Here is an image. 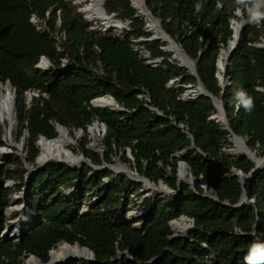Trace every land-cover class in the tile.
<instances>
[{
	"label": "trees",
	"instance_id": "trees-1",
	"mask_svg": "<svg viewBox=\"0 0 264 264\" xmlns=\"http://www.w3.org/2000/svg\"><path fill=\"white\" fill-rule=\"evenodd\" d=\"M255 3L262 9L248 15L246 7ZM146 6L194 62L206 91L221 100L232 132L264 157V48L256 46L264 40V0H147ZM103 8L128 24L123 39L116 30H90L93 24L65 0H0V84L8 82L14 90L17 137L27 133V164L37 166L39 138L54 139L60 125L73 138L75 131L83 133L78 149L93 166L114 164L118 158L139 176L178 192L182 160L194 189L182 184L179 195L152 198L127 176L95 172L88 164L71 169L51 162L25 184L32 217L28 231L23 237L24 227L16 242L0 239V264H23L29 256L45 264L61 243H78L93 252V263L80 264H264V169L244 185L254 204L232 208L242 195L233 171L247 175L253 163L223 152L231 147L230 135L210 118L217 113L210 98L182 99L185 85L194 90L196 78L162 51L164 43L150 41L152 35L132 0H105ZM238 10L245 25L224 73L223 92L216 64L232 38L231 20ZM32 16L44 24L43 30L33 26ZM134 40H141L136 51ZM142 50L159 61L146 63ZM42 57L50 63L47 69L37 67ZM178 80V89L170 87ZM241 90L244 98L237 97ZM28 91L38 92L29 104ZM104 96L126 111L91 105ZM248 98L250 111L244 106ZM95 121L106 127L101 151L87 148V129ZM179 152H184L181 159L174 156ZM3 161L0 235L6 230L1 215L12 203V189L4 184L14 180L21 186L28 172L20 158L5 156ZM66 190L73 194L65 195ZM205 192H214L218 202L202 197ZM132 206L139 216L126 219ZM181 217L194 222L187 237L174 236L170 226ZM124 252L130 259L119 257Z\"/></svg>",
	"mask_w": 264,
	"mask_h": 264
},
{
	"label": "water",
	"instance_id": "water-1",
	"mask_svg": "<svg viewBox=\"0 0 264 264\" xmlns=\"http://www.w3.org/2000/svg\"><path fill=\"white\" fill-rule=\"evenodd\" d=\"M104 1H105V0H100V9L102 10L103 15L105 16V18H107V19H109V20H111V21H113V22H118V23L122 24L124 27H123L122 29H119V30H120V31H124V30L126 29V23H123V22H121V21H119V20L114 19V15H107L106 12H105V10H104V8H103V3H104ZM138 1L141 2L142 7H141V8H136V9L139 10V12L141 13V18H143V19L145 20L147 29H148V26H147V24H148V23H147V19H150L152 22H154V23L156 24L157 29H158V34H162V35L164 36V37H160V36L157 37L154 33L151 32L150 29H148L147 32L152 33V36H151V38H150V41H153V40H160L162 43H164V40H163L164 38L169 39V40H170V41H171V42H172V43H173V44H174V45H175V46H176V47L182 52V54L184 55L186 61L188 62L189 65H187L188 67L185 66V68L189 71V73H190L194 78H196L197 85H196L195 89H194V90H190V91H186V92L182 95V99L196 98V97H199V96H205V97L210 98V99L212 100V103H213L214 107H215V110H216L218 113H220V114L222 115V117H223V120L216 119V118H214L213 116L211 117V119L214 120V121H215L216 123H218V124H220L219 121L223 122L224 125H222V128H223L224 130L228 131V133H229V135H230L231 143H232V145H233V148L228 149V150L223 149V152L226 153L227 155H232V156H235V155H237V154H240V155H242V156H245V157H246L250 162H252L253 165H254V168H253V169L250 171V173L247 174V175L243 174V173L240 172V171H238V172H236V173L233 174V176H235V177H237V178L239 179V182H240L241 187H242V195H241V198H240V201L238 202V204H236L235 206H231V207L234 208V209H237V208L242 207V206H244V205H246V204H254V201H252V200H248L247 195H246L245 190H244V185H245V182H246V181H252V180L255 178L257 172H259V171H261L262 169H264V166H263V165H260V164H256V163H254V162L252 161V159L249 157L248 154H249V153H252L253 151H252L250 148H248V146H247V144H246V141H245L243 138L236 136V135L232 132V130L230 129V127H229V122H228V119H227V115H226V113H225V111H224V107H223V104H222L221 100L217 99L216 97L212 96L211 94H209V93L206 91L204 85L202 84V82H201L200 79L198 78V74H197V72H196L194 62L188 57V55L185 53V51L182 49V47H181L178 43H176V42H175V41H174V40H173V39H172V38H171V37H170V36H169V35H168V34L162 29V26H161L160 21H159L158 19H156V18L152 15V13L147 9V6H146V4H147V0H138ZM260 9H262V5L259 6V10H258V11H260ZM246 12H247V14H248V13L250 12V10L246 9ZM258 13H259V12H258ZM257 15H258V14H257ZM241 17H242V21H241V25H242V26H241V31H242V29H243V27H244V25H245V22L243 21V15H241ZM230 29L232 30L231 25H230ZM90 30H93V28H90ZM94 30H98V31H101V32H105V31H109V30H111V29L108 28V27H103V28H99V27H97V28H94ZM116 31H118V30L116 29ZM241 31H240V34H241ZM240 34H239V36H238L237 43H236L234 46H230V41L227 43V48H226V49H228V51H227V53H226V55H225L224 62L222 63V65H219V64H220L221 56H222V54H223V49H221V50H220V53H219V57H218L217 64H216V66H217L216 79H217L218 83L220 84V86L222 87L223 92H224V90H225V84H224L225 78H224V73H225V70H226V67H227V64H228V62H229V59H230V56H231L232 52L236 49V47L238 46V44L242 41V39H241V37H240ZM256 46H257V47H262V48H264V43H258V44H256ZM161 49H162L163 52H167L166 47H162ZM42 62H44V63L47 64V63H48V60H47L45 57H42V58L40 59L38 65H37L38 68L43 67V66H41V63H42ZM179 65H180V66H183V65L180 64V63H179ZM183 67H184V66H183ZM219 69H221V71H222L220 76L218 75V73H219L218 70H219ZM171 83H172V82H170L169 84H171ZM223 92H222V93H223ZM14 98H15V95H14ZM100 98H101V97H100ZM97 99H98V98H97ZM111 99L114 101L115 106H116L117 109L107 110V111H110V112H118V113H120V112H125V111H126V110H125L124 108H122V107H121V106H120V105H119V104H118L113 98H111ZM95 100H96V99H95ZM95 100H93V101L91 102V105H92L94 108H96V109H100V108H98V107H96V106L93 105V102H94ZM101 110H104V109H101ZM152 110H155V111L158 113L159 116H162V114H161L158 110H156V109H152ZM15 115H16V110L14 109V116H15ZM97 125H98V121H95V123H93V126H97ZM101 125H102V127H103L104 134H106V127H105L103 124H101ZM89 128H90V127H88V129H87L88 132H89ZM59 129H62L66 134L69 133V131H68L65 127L60 126V125H57V126L55 127V130H56L57 133H58V130H59ZM73 134H74V137L76 138V137L78 136L79 132H78V131H75ZM190 138H191V147L194 148V140H193L192 137H190ZM26 139H27V133H25L24 136H23V139H22V140H23V144L25 143ZM42 139H45V138H44V137H40V138H39V141L42 140ZM45 140H47V139H45ZM236 141H239L240 143H242V145H243V151H241L240 149H238V148L236 147V145H235V142H236ZM253 153H255V152H253ZM127 154H128V158L131 159V160L133 161V159H132V157H131V153H130L129 150H128ZM255 154H256V153H255ZM79 156H80V158H81V160H82L81 165L88 164V165H89V166H90L95 172H100V171L108 170V171H112L115 175L118 174V173H123V172H116V171L110 169L111 167H113L114 164H104V165L101 166V167H97V166H93V165L88 161V159H85V158H84L83 155H79ZM174 156L177 157V158H180V159H181V158L184 156V152L176 153ZM36 163H37V160H36ZM54 163H55L56 165H58V166H64V165H65V166H67L68 168H71V169H79V168H77V167H70V166L66 165L65 163H60V162H54ZM48 164H49V163H45V164H43V165H38V166H36L35 168H32V169L29 171V177H31V175H32L34 172H36V171H38V170H41V169L45 168ZM180 170H184V174H185V176L188 177V167H187V164H186L184 161H182V160H180V161L178 162V167H177V187H178V192L173 191V190L170 189L167 185H165L163 182H160V183H158V184H154V183H152L151 181H149L148 179H146V178H144V177H142V176H139L135 171H134V172H130V174H126V173H123V174H126V176L129 177V179H131V177H132L131 180H132L134 183H141V184L143 185V187H142V191L146 192V193H145V196L154 198V197H156V196H160V195H170V194H172V195H179V194L181 193V185H182V184H186V185L190 186L192 189H194V180H193V178L191 177V178H192L191 181H190L188 178H187L186 180L180 179V178H179V177H180ZM134 178H135V179H134ZM166 186L168 187V189H167V190H162V188H167ZM205 187H206V181H202V188L205 189ZM202 197H206V198H209V199H213V200H215V201L218 202L217 198L215 197L214 192H205V193L202 195ZM223 205L228 206V205H226V204H223ZM181 218H182V219H187V218H185V217H181ZM187 220L190 221L189 223L191 224V228H193V225H194L193 220H191V219H187ZM172 222H173V221H172ZM172 222H170V226H171V223H172ZM171 229H172V228H171ZM27 231H28V227L25 228V232H24L23 237L25 236V234H26ZM188 234H189V231L185 232L183 235H184L185 237H187ZM174 236H177V235H174ZM180 236H182V235H180ZM68 245H69V244H68ZM74 245H78V243H75ZM78 246H79V245H78ZM79 247H80V246H79ZM81 248H82V249H85L86 251H88V252L90 253V255H91V259L87 260L86 262H88V263H93V262H94V254H93V252H92L91 250L85 248V247H81ZM123 255L129 256V255H128V252H124V253H120V254H119V257H122ZM30 257H34V256H30ZM34 258H35L40 264H44V263H42V262L40 261V259H38V258H36V257H34ZM129 259H130V256H129ZM155 261H156V260H154V261H152V262H155ZM73 262H74V261H73ZM67 263H68V262L60 263V264H67ZM45 264H51L50 252H49V260H48V262L45 263Z\"/></svg>",
	"mask_w": 264,
	"mask_h": 264
},
{
	"label": "bare ground",
	"instance_id": "bare-ground-1",
	"mask_svg": "<svg viewBox=\"0 0 264 264\" xmlns=\"http://www.w3.org/2000/svg\"><path fill=\"white\" fill-rule=\"evenodd\" d=\"M75 1L78 6L83 8L85 18L91 24L101 25L102 27H108L111 30L117 29L118 32H120L119 29H122L124 27L122 24L118 22H113L105 18V16L102 13V10L100 9V0H75ZM137 3H138V7L141 8L142 7L141 2L139 1ZM253 10L256 11L257 10L256 7ZM235 15H237L240 19H242L241 15H243V12L241 10H238L235 12ZM241 21L237 22L235 16V19L231 24L233 33H232V38L230 40V46H234L237 43L238 36L240 34L241 26H242ZM147 23L152 33H154L157 37L158 36L164 37L162 34H158V29L154 22H152L150 19H147ZM163 40L167 50L166 53L170 54L173 60L178 61L184 67L189 65L182 52L169 39L164 38ZM227 51L228 49H223V54L221 56L219 65H222V63L224 62V58ZM45 65L46 63L44 62L41 63V66H45ZM221 72H222L221 69H219V73H218L219 76L221 75ZM93 105L104 110L117 109L114 101L109 97L98 98L93 102ZM212 116L216 119L223 120L222 115L218 112ZM0 121L8 122L9 131H11L13 125L15 124L13 94L10 92L8 86L6 85L3 86L1 84H0ZM219 122L221 125H224L223 122L221 121ZM96 129L97 126H91L89 128V132L92 134L95 131H97ZM73 141L74 140L70 136V133L66 134L62 129L58 130L57 136L52 140L42 139L38 141V145H39L38 147L40 152L37 158V164L43 165L45 163L60 162V163H65L70 167H78L82 163V160L79 155H76L71 151L70 146L73 145ZM235 145L238 149L243 151L242 143L236 141ZM248 155L254 163L264 166V157H259L253 152L249 153ZM110 169L116 172H123V173L125 172L126 174H130V172H128L126 168L123 167H111ZM179 178L183 180L187 179V176H185L184 174V170H180ZM162 190H167V188H162ZM180 219L181 220L179 221L174 220L171 223L172 224L171 226H173V228L178 232H186L188 228L191 227V224L189 225L184 221V219L182 218ZM24 227H25L24 222L22 221V219H20L16 223L15 231L10 235H7L5 239L7 241H13V242L18 241L20 238H22L21 236L24 231ZM50 258H51V264H60L70 261L85 262L91 259V255L88 251L82 249L78 245L70 246L68 244H63L59 246L57 249H53L52 251H50ZM24 264H40V263L34 257H30V259L26 260Z\"/></svg>",
	"mask_w": 264,
	"mask_h": 264
},
{
	"label": "rangeland",
	"instance_id": "rangeland-1",
	"mask_svg": "<svg viewBox=\"0 0 264 264\" xmlns=\"http://www.w3.org/2000/svg\"><path fill=\"white\" fill-rule=\"evenodd\" d=\"M73 1H75V0H73ZM136 1L139 2L138 0H133V4L132 5H133L134 8H139L138 7V3ZM256 5H259V4L258 3H255L251 7H246V9L250 10V12L248 13V15H257L258 14L259 11H257V10L254 11L253 10L256 7ZM82 6H84V5H82ZM235 16H236L237 22H240L242 20L237 15H235ZM243 21L245 22L244 16H243ZM232 22H233V20H231V24H232ZM93 26L95 28L101 27V25H93ZM147 26H148V29H149V25L148 24H147ZM151 35H152V33H151ZM262 43H264V40H262ZM49 66H50V63L48 61V63L45 66L40 67V68L41 69H47ZM5 85L8 86L10 92L13 94V105H14V109H15L14 90L11 88V86H10V84L8 82ZM181 85H182L181 84V80H178L177 82H174V83L170 84V87L171 86H174V88H177L178 89ZM185 87L187 88V91L192 90L190 84L185 85ZM104 97L112 98L111 96H104ZM31 98L29 97V94H28V96L26 95V100H27L28 104H29ZM91 126H93V124ZM91 126H89V127H91ZM96 130L97 131H95L92 134L90 132H88V137H89L90 143L88 144L87 148L96 149L97 151H101V140L103 139V136L105 135L101 123L98 122L97 129ZM83 136L84 135H83L82 132H79V134H78V136L76 138L75 137L73 138L71 136L74 141H73V145H71L70 148H71V151L74 154H76V155H82L81 152H80V150L78 148H79V141L81 142L83 139H85ZM22 139H23V137L22 138H18L17 137L16 115H15V124L13 125L11 131H9V124H8V122H1L0 121V168L4 169V167H5V162L3 161V158L5 156H14V157L20 158L22 160V162L24 163L25 168L28 171L27 173L24 174L23 184L21 186L19 185V182L18 181H14V180H7L5 182V184H4L5 187L12 189V195H11V197H12V203H11V205L1 215L2 218L5 220L6 230L3 232V234L0 235V239H3V238L5 239V237L7 235H10L11 233H13L15 231L16 223L20 219H22V221L24 222V226L26 228L28 226V222H30V219L32 218L31 215L27 211V207H26V203H25V195L27 193V189L25 187V184L28 182V180L30 178L29 177V171L32 169V167L29 164H27V162H26V154H25L26 141L23 144V140ZM229 141L231 143V139ZM37 145H38V142H37ZM231 148H233L232 143H231V147H225L224 149L225 150H228V149H231ZM1 151H2V154H1ZM253 152H255L256 155L258 156V154H257L256 151H253ZM237 155H240V154H237ZM237 155H235V156H237ZM127 157H128V154H127ZM113 160H114L113 167H123V168H126V170L128 172H134L127 165H125L123 162H121L118 158H114ZM37 166H38V164H37ZM82 166L83 165L80 164L77 168L80 169ZM12 168H13V166L10 169H12ZM234 173H236V172L233 171V174ZM119 175L126 176V174H123V173H118L115 176H119ZM187 178L190 181L192 180V178L189 175V173H188V177ZM131 179H132V177H131ZM17 187H20L19 191H16L17 190ZM167 189H168V187H167ZM71 194H73V192H71L70 190H66L65 191V195H71ZM85 209H86V205H84L82 207V212H84ZM13 213H16L17 214L14 218L12 217V214ZM138 216H139V212L133 206H132V209H130L126 213V219H133V218H136ZM179 220H181V219L179 218V219H177L175 221H179ZM184 221L187 224L190 225V223H189L190 221L189 220L184 219ZM135 225H139V223H136ZM171 228L173 230L174 235H177L178 236V235H183L185 233V232H178L177 230H175L173 228V226H171ZM191 229H192L191 227L188 228L189 232H190ZM63 244H66V243L59 244L55 249H57L59 246H61ZM70 246H74V245H70ZM28 259H30V256L23 261V264ZM75 263L80 264L81 262H75Z\"/></svg>",
	"mask_w": 264,
	"mask_h": 264
},
{
	"label": "built area",
	"instance_id": "built-area-1",
	"mask_svg": "<svg viewBox=\"0 0 264 264\" xmlns=\"http://www.w3.org/2000/svg\"><path fill=\"white\" fill-rule=\"evenodd\" d=\"M65 1H67V2H70V3H72V4H74L75 6H77L78 7V12L82 15V17H83V19L84 20H86V18H85V15H84V12H83V8H80L77 4H76V2L75 1H73V0H65ZM132 4H133V0H132ZM48 15V14H47ZM87 21V20H86ZM30 22L33 24V26L37 29V30H43L44 29V24H42L35 16H32L31 17V19H30ZM58 24H59V20H58ZM90 28H93V30H94V26H92V27H90ZM99 28H103L102 26L101 27H99ZM129 31V29H128V24H126V29L124 30V31H120L119 33H118V35H117V37L119 38V39H123L124 38V36H125V34L127 33ZM141 40H134L133 41V43H134V45H135V48H134V50L136 51L137 50V48L139 47V42H140ZM140 53V55L144 58V59H146V63H148V64H152V63H155V62H158L159 60H150L149 59V55L147 54V52L145 51V50H142V51H140L139 52ZM63 63H64V61H63ZM225 82V81H224ZM28 94H29V97L31 98V97H38V92H36V91H28V92H26V95L28 96Z\"/></svg>",
	"mask_w": 264,
	"mask_h": 264
},
{
	"label": "clouds",
	"instance_id": "clouds-1",
	"mask_svg": "<svg viewBox=\"0 0 264 264\" xmlns=\"http://www.w3.org/2000/svg\"><path fill=\"white\" fill-rule=\"evenodd\" d=\"M256 9H257V11L259 10V5H256ZM246 96V93L243 91V90H241V91H239L238 93H237V97L238 98H244ZM244 106H245V108L247 109V110H251L252 109V107H253V103H252V100H251V98H248L247 99V101H246V103L244 104Z\"/></svg>",
	"mask_w": 264,
	"mask_h": 264
}]
</instances>
